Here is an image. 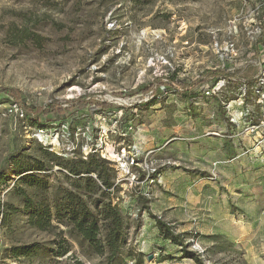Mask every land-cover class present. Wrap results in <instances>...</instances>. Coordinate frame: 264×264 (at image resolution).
<instances>
[{"label":"rangeland","instance_id":"obj_1","mask_svg":"<svg viewBox=\"0 0 264 264\" xmlns=\"http://www.w3.org/2000/svg\"><path fill=\"white\" fill-rule=\"evenodd\" d=\"M259 38H264V0H0V88L18 90L27 105L66 109L32 125L0 94V171L9 177L0 202L22 209L7 224L0 215V264H105L65 226L53 223L52 231L40 232L28 224L14 193L18 178L10 160L30 163L41 159L42 150L65 161L97 155L109 162L117 173L114 204L131 224L132 256L121 264H160L162 249L148 251L142 230L149 218L145 189L162 185V175L159 183H150L140 168L131 169L140 174L132 181L118 172L119 159L136 154L130 146L135 124L150 129L161 115L169 119L178 113L191 129L198 98L218 99L233 117L248 109L250 124L264 129V48L259 55L253 51ZM207 70L226 77L208 79L192 101L181 98L179 86L161 87L158 102L144 106L152 93L141 92L158 78L191 83ZM83 98L102 106L79 108L76 102ZM239 100L243 104L230 112L229 104ZM148 161L162 174L163 165ZM42 174L51 187H68L58 167ZM198 237L205 250L201 261L216 264ZM62 240L69 252L58 257L54 243ZM34 243L43 247L40 257H12V248ZM221 264L241 260L233 256Z\"/></svg>","mask_w":264,"mask_h":264},{"label":"crops","instance_id":"obj_2","mask_svg":"<svg viewBox=\"0 0 264 264\" xmlns=\"http://www.w3.org/2000/svg\"><path fill=\"white\" fill-rule=\"evenodd\" d=\"M197 100L191 129L178 113L161 115L150 129L134 125L132 150L163 165L162 185L145 189V248L162 249L160 264H197L161 237L156 217L185 242L198 233L216 264L233 256L241 264H264V129L249 130L242 118L224 113L227 104L218 99ZM241 102L229 104L230 112Z\"/></svg>","mask_w":264,"mask_h":264},{"label":"trees","instance_id":"obj_3","mask_svg":"<svg viewBox=\"0 0 264 264\" xmlns=\"http://www.w3.org/2000/svg\"><path fill=\"white\" fill-rule=\"evenodd\" d=\"M261 46L264 48V38L257 40L253 50L255 55L260 54ZM225 77V74L219 71L207 70L191 83L178 81L174 76L158 78L155 84L141 92V94L152 93V99L144 106H153L158 102L160 97L158 90L161 87L179 86L180 89H175L181 98L192 101L198 98L197 89L208 79ZM0 94L7 95L15 103L21 115L32 125H39L43 118L52 114L66 112L61 105L54 103L42 107L27 105L22 99V94L10 87H1ZM76 105L83 108L100 104L83 98L78 100ZM123 116H126V113ZM40 153L41 159H35L30 163L22 161L20 157H11L10 160L15 166V174L18 178L14 193L22 200V208L28 224L40 232L52 231L53 223L65 226L91 255L101 258L105 264H121L125 257L132 256L131 250L128 249V230L131 224L120 207L114 204L112 190L116 189L114 180L117 173L110 163L97 155H90L86 160L65 161L46 150ZM53 167H58L59 172L64 174L67 188L62 185L51 187L42 177V173L51 172ZM118 172L121 173L119 170ZM8 178L0 171V189L7 185ZM21 211V208L12 203L0 202V215H3L1 220L5 224L10 223L12 216ZM154 219L161 237L182 247L181 259L189 258L195 260L197 264H203L194 252L188 250L183 237L174 235L160 219L156 217ZM54 244L57 248L56 256L63 257L69 252L65 240ZM42 250L41 244L34 243L14 247L10 252L15 259H32L40 257Z\"/></svg>","mask_w":264,"mask_h":264},{"label":"built area","instance_id":"obj_4","mask_svg":"<svg viewBox=\"0 0 264 264\" xmlns=\"http://www.w3.org/2000/svg\"><path fill=\"white\" fill-rule=\"evenodd\" d=\"M206 94L209 95L210 93L207 92ZM242 104L243 103L241 102L240 106ZM250 114L251 112L248 109H246L245 111L239 114V118L243 119L244 126L249 127V130L254 131L255 129L258 128L255 125L250 124V117H251ZM232 121H234V118H232ZM119 162H121L120 164L118 163L119 171L121 173H125L126 175H129L132 181L137 180L138 179L137 176L140 174L138 172L137 173L132 172L131 169L137 170V168H140L141 172L145 176L144 180H148L150 183L160 182L162 174L157 168L152 166L150 167L148 158L140 161L137 154H130V156L126 157V159H123V157L122 159H119ZM196 237L197 234L196 233L193 234L191 237H189L186 240L185 244L192 252H194L200 259H202L205 254V250L199 246Z\"/></svg>","mask_w":264,"mask_h":264}]
</instances>
